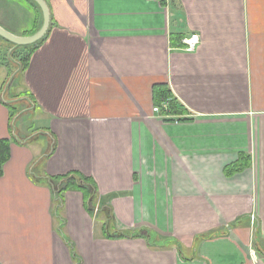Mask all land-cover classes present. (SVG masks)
Wrapping results in <instances>:
<instances>
[{
	"label": "crops",
	"instance_id": "crops-1",
	"mask_svg": "<svg viewBox=\"0 0 264 264\" xmlns=\"http://www.w3.org/2000/svg\"><path fill=\"white\" fill-rule=\"evenodd\" d=\"M46 3L26 69L0 51V264H264V0Z\"/></svg>",
	"mask_w": 264,
	"mask_h": 264
},
{
	"label": "trees",
	"instance_id": "trees-1",
	"mask_svg": "<svg viewBox=\"0 0 264 264\" xmlns=\"http://www.w3.org/2000/svg\"><path fill=\"white\" fill-rule=\"evenodd\" d=\"M28 1H30L35 7H37L36 4L33 3L31 0H28ZM41 22L42 20L40 21V25L38 29L41 26ZM38 29H36V31ZM35 32H33V34ZM44 37L38 42H36L35 44L29 45V46H23V47H15L14 45L4 41L12 47V50L10 53L12 60L10 63L12 66H14L16 74L23 72L26 69L30 55L37 48V46L43 41ZM16 74H14V76ZM154 92H155L156 101L158 102V105L167 103L168 105L167 113L176 114V113L181 112L182 106L176 100L173 99V95L165 87H155ZM10 142L11 141L8 139H0V176L2 175L4 164L8 161L9 156H10ZM49 181L53 189H56L59 191V195H61V193L67 190L68 188H71L74 186L82 190L84 196L88 199V202L86 204L87 208L93 211V203H91L93 186L90 184L87 178L73 174L70 176L51 178Z\"/></svg>",
	"mask_w": 264,
	"mask_h": 264
},
{
	"label": "rangeland",
	"instance_id": "rangeland-1",
	"mask_svg": "<svg viewBox=\"0 0 264 264\" xmlns=\"http://www.w3.org/2000/svg\"><path fill=\"white\" fill-rule=\"evenodd\" d=\"M40 21L41 13L39 9L35 7L30 1L0 0V24L2 25V27L14 31V33H16L17 35L29 36L33 34V32L38 29ZM0 44L4 46L3 48H0L1 54L2 52L7 53V55H4L2 60L11 64V50L9 51V49L12 47L4 41H0ZM1 72L4 71H0V74H2ZM12 78L13 74L10 76L5 86V91L9 85L10 89L13 88V83L11 84Z\"/></svg>",
	"mask_w": 264,
	"mask_h": 264
},
{
	"label": "water",
	"instance_id": "water-1",
	"mask_svg": "<svg viewBox=\"0 0 264 264\" xmlns=\"http://www.w3.org/2000/svg\"><path fill=\"white\" fill-rule=\"evenodd\" d=\"M36 4L41 13V26L40 28L32 35L29 36H18L15 35L2 26H0V38L15 47H23L35 44L41 40L45 34L48 32L50 27V12L48 5L45 0H31Z\"/></svg>",
	"mask_w": 264,
	"mask_h": 264
},
{
	"label": "built area",
	"instance_id": "built-area-1",
	"mask_svg": "<svg viewBox=\"0 0 264 264\" xmlns=\"http://www.w3.org/2000/svg\"><path fill=\"white\" fill-rule=\"evenodd\" d=\"M184 43V49L186 52H193L196 49V46L198 44V35L193 34L190 36L189 39H186L183 41ZM153 112H158V108H154ZM253 223V220H252Z\"/></svg>",
	"mask_w": 264,
	"mask_h": 264
}]
</instances>
